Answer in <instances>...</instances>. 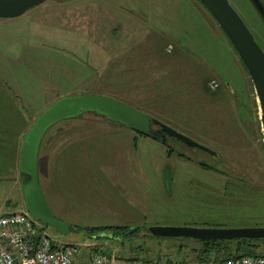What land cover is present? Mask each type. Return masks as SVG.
<instances>
[{"label": "rangeland", "instance_id": "374dc122", "mask_svg": "<svg viewBox=\"0 0 264 264\" xmlns=\"http://www.w3.org/2000/svg\"><path fill=\"white\" fill-rule=\"evenodd\" d=\"M228 2L264 53V22L251 2ZM0 92V215L26 212L22 136L63 97L119 101L218 156L172 137L166 144L139 137L91 113L53 126L38 175L52 214L71 232L44 229L54 242L78 246L81 264L92 249L114 251L113 264H180L199 246L143 236L121 244L89 237V228L264 227L254 92L227 38L194 0H47L0 19ZM255 246L264 255V242Z\"/></svg>", "mask_w": 264, "mask_h": 264}, {"label": "water", "instance_id": "95a60500", "mask_svg": "<svg viewBox=\"0 0 264 264\" xmlns=\"http://www.w3.org/2000/svg\"><path fill=\"white\" fill-rule=\"evenodd\" d=\"M47 0H0V19H16ZM220 28L241 61L251 83L258 112V121L264 153V53L256 44L241 18L228 0H196ZM264 22V7L259 0H249ZM91 113L107 121L119 124L126 130L166 144L172 137L190 148L208 153L214 159L217 154L197 144L119 101L98 95L63 97L43 111L22 137L19 156V174L24 177L20 188L27 214L44 227L60 236L71 232V226L56 218L47 205L38 175V152L46 132L54 125ZM152 126L158 127L153 130ZM144 234V233H143ZM146 234L152 238L196 242H233L240 240H264V227L216 228L194 226H150Z\"/></svg>", "mask_w": 264, "mask_h": 264}, {"label": "built area", "instance_id": "2783aa9c", "mask_svg": "<svg viewBox=\"0 0 264 264\" xmlns=\"http://www.w3.org/2000/svg\"><path fill=\"white\" fill-rule=\"evenodd\" d=\"M45 227L27 212L0 215V264H81L78 246L54 242ZM115 252L90 250L86 264H113ZM124 264H141L125 262ZM204 264H264L262 255H246L222 263Z\"/></svg>", "mask_w": 264, "mask_h": 264}, {"label": "trees", "instance_id": "16d2710c", "mask_svg": "<svg viewBox=\"0 0 264 264\" xmlns=\"http://www.w3.org/2000/svg\"><path fill=\"white\" fill-rule=\"evenodd\" d=\"M194 1L198 5H200L196 0H194ZM213 22H214V20H213ZM219 30H220V28H219ZM220 32L222 33L221 30H220ZM238 61H239L240 65L242 66V68L244 69V67H243L241 61L239 60V58H238ZM199 71H200V73H199ZM199 71H198L199 75H197V77L200 78L201 76L202 77L204 76V78H206V74H205L204 70H199ZM244 71H245V69H244ZM193 78L190 77V80L188 81L189 84L192 83L190 81ZM193 81L195 82L196 79L193 80ZM201 88L203 90V87L201 85H199V89H201ZM176 90L177 91H173L172 93L175 94V95H178L179 94V89H176ZM181 90L182 89L180 88V91ZM208 94H212V93L209 92V91H206V92L204 91L203 92V95L205 97H208ZM0 96L2 97V92H0ZM80 117H82V116H80ZM80 117H78V118H80ZM75 119H77V118H75ZM102 119H104V118H102ZM71 120H73V119H71ZM104 120H106V119H104ZM107 122H109V121H107ZM109 123H111V122H109ZM117 125L120 126L119 124H117ZM120 127H122V126H120ZM135 134L138 135L139 137H145V136H142V135L137 134V133H135ZM43 139L41 141V144L43 142ZM41 144H40V147H39V151H40V148H41ZM38 154H39V152H38ZM187 226L199 227V225H197L195 223H193L191 225H187ZM256 226L257 225H252L250 227H256ZM200 227H220L221 228V227H226V226H224V225H222V226L221 225L214 226V225H209V223H208V225H205V226L201 225ZM84 232H86V234L89 237L97 238L98 240L117 241V242H120L121 244H124L126 242L134 241L135 239H138L140 236L152 238V237H150V236H148L146 234V227H144V226H141V227H125L124 226V227L89 228V229H86ZM152 239H156V238H152ZM160 240H162V239H160ZM169 241L194 242V243H197L199 245L198 248L193 250V252L195 253V256L193 258H191L189 261L181 262L180 264H193V263H195V264H204V263H210V262H212V263H222L224 261H227V260H230V259H235V258H238V257H241V256L257 254L254 251L255 250L254 248L256 247L255 244L260 243V242H264V240H262V241L240 240V241H233V242H225V241L196 242V241H192V240H189V239H177V240H169ZM183 249H184V246H180L177 249L178 253L179 254L182 253ZM101 251L103 253L107 252V250L106 251L101 250ZM257 255H260V254H257ZM262 256H264V255H262ZM136 259L137 258H133V259L130 258L127 261L128 262H137L138 259L137 260ZM170 262L171 261H169V263Z\"/></svg>", "mask_w": 264, "mask_h": 264}, {"label": "crops", "instance_id": "0c3cea01", "mask_svg": "<svg viewBox=\"0 0 264 264\" xmlns=\"http://www.w3.org/2000/svg\"><path fill=\"white\" fill-rule=\"evenodd\" d=\"M206 70V69H205ZM204 77V76H203ZM202 76L199 78V80H198V85H202V79H205V78H203ZM211 80H209L208 79V81H207V83H209ZM205 83H206V81H205ZM204 87V86H203ZM23 137V136H22ZM20 148H21V145H20V147H19V156H20ZM18 166H19V157H18ZM5 214V213H4ZM117 260V259H116ZM124 263V262H123ZM141 264H142V262H140ZM193 264H195V263H193Z\"/></svg>", "mask_w": 264, "mask_h": 264}]
</instances>
